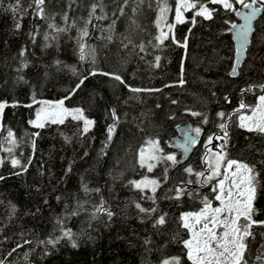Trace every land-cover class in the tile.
I'll return each mask as SVG.
<instances>
[{
    "label": "trees",
    "instance_id": "16d2710c",
    "mask_svg": "<svg viewBox=\"0 0 264 264\" xmlns=\"http://www.w3.org/2000/svg\"><path fill=\"white\" fill-rule=\"evenodd\" d=\"M93 4L99 7L89 17ZM177 4L44 0L41 17L34 0H0L3 264H163L173 258L192 264L181 217L203 207L206 198L216 202L213 188L221 177L209 181L205 176V155L215 144L224 157L222 164L236 160L254 167L259 183L253 219L264 221V133L240 126V116L251 113L264 94V10L254 23L237 75L230 77V26L241 5L232 0V9L226 10L220 3L199 0L197 7L206 6L211 18L190 10L180 23L174 20ZM85 28L88 36L81 39ZM103 73L119 75L123 83ZM61 101L94 121L87 132L83 120L72 117L43 127L31 124L40 104ZM222 123L226 144L218 138L224 136ZM181 124H189L192 133L200 129L183 163L166 159L175 151L167 140ZM152 142L158 150L149 171L141 166L139 154ZM13 159L20 164L14 167ZM201 172L204 176L198 177ZM143 177L157 181L155 192L129 183ZM177 189L184 193L178 199ZM102 201L111 217L95 212ZM137 203L157 211L141 213ZM161 215L165 225L154 227ZM240 222L245 223L243 218ZM69 229L71 239L63 236ZM251 231L245 258L248 264H259L264 226L253 225Z\"/></svg>",
    "mask_w": 264,
    "mask_h": 264
},
{
    "label": "snow or ice",
    "instance_id": "6c2138e0",
    "mask_svg": "<svg viewBox=\"0 0 264 264\" xmlns=\"http://www.w3.org/2000/svg\"><path fill=\"white\" fill-rule=\"evenodd\" d=\"M236 3H239L243 8L250 9V12L244 16L245 24L239 26V35L246 41L249 31L251 30V21L255 16L264 10V0H251V4L245 3V0H235ZM123 3L126 5L128 0H123ZM199 3V0H196V3L188 4L187 0H183V2H178V6L176 8V19L177 22L183 23L182 19V11L181 8L183 7L184 10H187L189 7L195 8ZM211 3L216 4L220 3L226 10L232 9V3L230 0H211ZM259 3L261 7H252V5ZM34 4L38 9L37 15L43 17L44 9L43 4L44 0H34ZM99 7L97 4H93L91 7V11L89 13V17H92L96 13V9ZM165 9H161L163 12ZM121 14H123V7L120 8ZM135 11V9H133ZM197 16H204L206 19L211 18V13L209 12L208 8L204 5H201L199 10L195 13ZM97 19H102L103 17H96ZM65 19H67V15H65ZM91 23V19L88 21ZM195 23V20H193ZM21 27L20 23L16 24V28L19 29ZM50 28H55L54 25H49ZM237 27L235 24L233 28ZM57 31H63L64 29H56ZM165 34H162L164 36ZM88 36L87 29H83L81 31V39L83 37ZM47 38V37H46ZM110 39V37H109ZM157 40H162V37H157ZM184 46V45H181ZM81 58H83L84 52V44L81 43ZM141 50H143V46L141 45ZM23 51L21 55H23ZM159 60V57H157ZM26 66V65H25ZM236 73V68L234 67L231 74ZM93 75L95 73H92ZM104 75H110L115 80L120 81L121 77L119 75H115L112 73H103ZM182 83V81H181ZM80 84H83V80L80 81ZM80 84H77L76 87L79 88ZM264 87V86H262ZM74 91V90H73ZM133 91H138V89H133ZM260 101L264 104V96H261ZM63 103L62 101L60 102ZM4 105H0V108H3ZM245 107V105L241 104V108ZM65 111H67L65 109ZM76 113H79L78 116L74 117L77 119H81L84 121V132L89 130V126H91L94 121L91 119H87L84 117L83 112L81 109H75ZM113 119H117L116 113L113 110ZM193 115H198V113H193ZM223 117L224 113L219 114ZM251 117H241V127H248L249 131H259L264 133V122H258L255 125V128L250 127L244 123L245 120H251ZM33 126L35 127H43L44 125L40 123V116L39 113L37 114V120L31 121ZM221 130L224 132V136L218 137L227 143L228 133L226 130L225 124H220ZM114 132V125H110L108 127V139L111 140V135ZM197 135L200 133V129H195ZM38 135V134H37ZM12 136V133L9 132V137ZM212 137H209V142H211ZM155 146V142H152ZM35 146V141H33V147ZM11 151V149H9ZM150 159H155L157 157L152 156L149 157ZM218 159H224L222 154H218ZM167 160L176 162V157L173 155H168L166 157ZM31 161H29L30 163ZM146 161L143 156V152H141V159L140 164L143 167ZM227 168L224 170V177L225 179H221L218 181V184L215 188H213V192L216 193L215 199L221 201L222 206L217 207L212 210V215H209L210 203L205 202V207L199 213H186L183 214L181 217L182 227L188 229L192 232V239L185 240L184 246L188 249L187 255L188 259L192 261V264H248L247 259L245 258V253L248 250V245L246 243V239L248 237L254 236V233L251 231L253 225L264 226V221L254 220L253 216L256 214V209L253 207V201L255 199L256 194V186L259 183L257 176L258 174L255 172L254 167L249 166L248 164H244L238 162L236 160H227ZM20 164V161L13 159L12 165L15 167ZM153 165L148 164V170L151 171ZM233 171H229L232 170ZM26 170V169H25ZM186 172L189 174L192 173L191 168H186ZM198 177H203L204 173H197ZM222 173L219 171L218 168L212 169V174L207 176V180H212L215 176H220ZM230 176V178H229ZM2 179V177H0ZM226 181L229 183V187L225 189ZM130 184L134 185L136 189L142 190L143 188H147L149 185H152V191L155 192L156 187H158V183L155 180H148L147 178L142 181H130ZM85 192H88L89 189L85 186ZM99 191V189H96ZM183 191L177 189V199L180 195H183ZM136 208L145 214L155 213L157 209L151 208L147 209L142 207L139 203L136 204ZM227 210L228 215L224 217L223 221H219L218 215ZM101 211L106 212V214L111 217L113 213L108 211L103 207V201L101 205L95 209L96 213ZM76 214V213H73ZM189 218H193L196 225H201L198 231L193 230V225L189 222ZM241 218L245 221V223L241 224ZM166 223V217L161 215L159 216L154 224V227L163 226ZM211 225V227H210ZM222 225L226 230L218 235L214 229L218 226ZM63 236L66 238L71 239L73 234L71 230H66L63 232ZM47 243L55 244V240H49ZM214 245V246H213ZM73 246L75 245V241L73 240ZM264 259V256H258L257 260ZM0 264H3L0 261ZM163 264H179L178 258H173L172 260H165Z\"/></svg>",
    "mask_w": 264,
    "mask_h": 264
},
{
    "label": "rangeland",
    "instance_id": "374dc122",
    "mask_svg": "<svg viewBox=\"0 0 264 264\" xmlns=\"http://www.w3.org/2000/svg\"><path fill=\"white\" fill-rule=\"evenodd\" d=\"M178 2L182 3L183 1L182 0H178ZM230 2L232 3V0H230ZM247 2L248 1L245 0V3H247ZM187 3L188 4H192V3H195V2H193L191 0H187ZM177 6H178V4H177ZM177 6H176V8H177ZM199 8L200 7L196 6L195 8L189 7L187 10H184V8L182 7L181 8L182 15L186 11H190V10H192L193 13H196L199 10ZM174 20H177L176 19V9H175V19ZM262 96H264V94ZM259 98H258L257 105H256L255 109L251 113L243 114V115L240 116V123H241V117H251L252 118L251 120H245L244 123L246 125L250 126V127H253V128H255L256 123L264 122V104H262V102L260 101ZM65 109L67 111H65ZM75 109H79V108H68L64 104H61L59 102L42 103V104H40L38 106V108H37V110L35 112V115L31 119V121L37 120V114L39 113L40 123H42L43 125L45 123H49V122H60V121L64 120L67 117L74 118V117L78 116L79 113H76L74 111ZM1 110L2 109L0 108V119H1ZM83 125H84V121H83ZM84 127H85V125H84ZM90 127L91 126H89V128ZM244 128L248 129V127H244ZM156 150H158V148H157V146H154V145L145 146L144 148H142L141 152H143V156H144V159L146 161L145 165L147 166V168H148V164L153 165V163H154L156 158L155 159H150L149 157H152V156L157 157ZM141 152L139 154V162H140V159H141ZM218 154H221V151L217 147V145L215 144V145H213L211 147V154H208V155L206 154L205 155L206 162H207V165H208V170L205 172V176L211 175L213 168H218L219 171L222 173V175H220L221 179H225L223 173H224L225 168H227V163L225 162V163L222 164V160L217 158ZM233 170L234 169L229 170V171L231 172ZM146 178L148 180H153L151 177H143V178H141V179H139L137 181H142V180H145ZM229 178H230V176H229ZM217 184H218V182H217ZM152 187H153L152 185H149L147 188L148 189H152ZM228 187H229V183L226 181L225 189H227ZM221 206H222L221 201H218V200H216V202L214 204L210 203L209 215L213 214L212 213L213 209H215L217 207H221ZM204 207H205V205L203 207H201L200 209H198L197 211H192V212H187V213H199L202 209H204ZM183 214H186V213H183ZM217 215H218L219 221H223L224 217L228 215V212H227V210H225V212H223L221 214H217ZM189 222L193 225V230L194 231H198L199 228L201 227V225H196L195 224V221H194L193 218H189ZM210 227H211V225H210ZM225 230L226 229L222 225H220V226H218V227H216L214 229V231H216L218 235L222 234ZM188 233H189V235H188L187 240L192 239V232H190L188 230ZM187 252H188V249H187ZM262 256H264V253H263ZM259 264H264V259L259 260Z\"/></svg>",
    "mask_w": 264,
    "mask_h": 264
},
{
    "label": "water",
    "instance_id": "95a60500",
    "mask_svg": "<svg viewBox=\"0 0 264 264\" xmlns=\"http://www.w3.org/2000/svg\"><path fill=\"white\" fill-rule=\"evenodd\" d=\"M251 4V2H248ZM252 7H261L252 5ZM250 12V9H245L242 6L239 7L235 12L236 22L230 26L231 38L234 43V60L233 66L229 72L230 77H235L237 75V70L240 67L242 61L244 60L246 49L250 43V38L253 33V26L259 15L258 13L255 18L251 21V30L248 33L246 41L239 35V26L245 24L244 16ZM237 27L233 28V25ZM236 68V73L231 74L233 68ZM199 136L196 133H192L189 124H181L177 127V134L170 137L167 143L171 145L172 148L176 149L180 153L179 163H183L190 155L193 145L198 141Z\"/></svg>",
    "mask_w": 264,
    "mask_h": 264
},
{
    "label": "flooded vegetation",
    "instance_id": "af4514ba",
    "mask_svg": "<svg viewBox=\"0 0 264 264\" xmlns=\"http://www.w3.org/2000/svg\"><path fill=\"white\" fill-rule=\"evenodd\" d=\"M248 2H250V1H248ZM259 4V3H258ZM171 146V145H170ZM172 148V147H171ZM173 150H175L174 152H172V153H169V154H167V156L168 155H173V156H175L176 157V159H178V161H179V158H180V153H179V151L178 150H176V149H174V148H172ZM206 165V164H205ZM211 203V202H210Z\"/></svg>",
    "mask_w": 264,
    "mask_h": 264
},
{
    "label": "built area",
    "instance_id": "2783aa9c",
    "mask_svg": "<svg viewBox=\"0 0 264 264\" xmlns=\"http://www.w3.org/2000/svg\"><path fill=\"white\" fill-rule=\"evenodd\" d=\"M183 1V0H182Z\"/></svg>",
    "mask_w": 264,
    "mask_h": 264
}]
</instances>
